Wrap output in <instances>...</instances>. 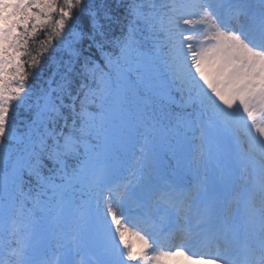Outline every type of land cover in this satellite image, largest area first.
<instances>
[{
  "label": "snow or ice",
  "instance_id": "obj_1",
  "mask_svg": "<svg viewBox=\"0 0 264 264\" xmlns=\"http://www.w3.org/2000/svg\"><path fill=\"white\" fill-rule=\"evenodd\" d=\"M264 264V0H0V264Z\"/></svg>",
  "mask_w": 264,
  "mask_h": 264
},
{
  "label": "bare ground",
  "instance_id": "obj_2",
  "mask_svg": "<svg viewBox=\"0 0 264 264\" xmlns=\"http://www.w3.org/2000/svg\"><path fill=\"white\" fill-rule=\"evenodd\" d=\"M171 264H190V262L186 261L184 258L182 257H177L175 258V260H173L171 262Z\"/></svg>",
  "mask_w": 264,
  "mask_h": 264
}]
</instances>
